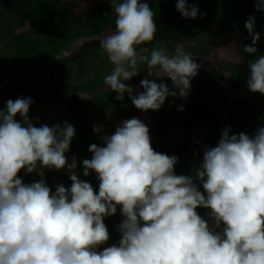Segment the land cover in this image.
<instances>
[{
	"label": "clouds",
	"instance_id": "9594fccd",
	"mask_svg": "<svg viewBox=\"0 0 264 264\" xmlns=\"http://www.w3.org/2000/svg\"><path fill=\"white\" fill-rule=\"evenodd\" d=\"M111 5L115 31L101 48L113 66L104 82L115 99L127 93L142 112H158L168 97L186 99L200 67L193 57L183 46L173 55L162 47L142 55L138 46L152 42L157 30L153 10L143 0ZM254 7L264 12V0ZM175 8L186 19L199 12L186 0H177ZM254 26L250 15L244 25L249 55L257 53L260 39ZM143 64L149 78L134 94L124 82ZM248 66L247 89L264 95V55ZM165 77L172 89L155 82ZM32 103L31 97L9 99L0 109V264H264V127L251 136L230 135L225 128L215 147L203 149L195 174L185 176L175 174L178 157L152 148L140 119L124 120L113 134L99 136L103 146L91 144V159L82 161L83 176L95 173L99 181L97 192L79 179L75 157L69 163L65 155L74 126H34L28 115ZM93 131L103 129L94 125ZM42 169L67 170L70 187L58 184L53 192ZM21 170L41 179L24 184ZM117 207L121 238L98 251L109 240L104 218ZM197 208L207 210V219Z\"/></svg>",
	"mask_w": 264,
	"mask_h": 264
},
{
	"label": "trees",
	"instance_id": "16d2710c",
	"mask_svg": "<svg viewBox=\"0 0 264 264\" xmlns=\"http://www.w3.org/2000/svg\"><path fill=\"white\" fill-rule=\"evenodd\" d=\"M143 2L153 10L157 30L152 42L138 46V51L144 49L142 55H148L154 47H169L196 35L213 42L216 32L219 35L225 31L238 61L228 89L243 92V96L225 106L223 111H214L213 105L218 103H206L201 99L187 102V99L180 101L179 97H168L158 112H143L142 122L154 132H161L157 127L161 121L176 115L185 116L180 129L194 134L177 140L151 142V146L156 152L178 157L175 174L194 175L200 164L193 163V159L203 158L205 147H215L225 128H231L230 135L243 132L251 136L258 127H264V95L250 92L246 85L250 74L249 61L264 55V12L256 11V0H186L188 5L199 9L195 19H186L176 11L177 0ZM0 3V109L6 108L9 99L31 97L33 103L28 115L34 126L47 124L51 127L65 122L73 125L75 136L65 155L69 163L75 157L79 179L91 183L98 192L99 181L95 173L83 176L82 161L91 159L92 155L89 146L93 143L103 146L99 136L113 134L114 126L129 119L128 116L136 118L141 115L127 93L122 101H117V93L110 89L107 92L101 90L112 67L108 65L107 55L102 54V40L98 38L115 31L112 0L97 2L81 13L61 0H0ZM250 15L255 17L254 31L260 35L255 45L257 53L252 55L244 51L245 45H251V37L244 27ZM73 47L75 52H72ZM146 71V64L141 65L140 78L129 83L130 87H136L133 88L134 94L136 90L143 91L139 85L142 79L149 78ZM222 75L220 66L218 70L209 71L205 80H216L210 82L213 88L220 85ZM159 81L155 80L157 84ZM196 87L191 85L190 92L202 96L205 90L199 92ZM212 88L207 89L209 97L218 93ZM185 103V110L177 111ZM58 110L64 115H59ZM157 115L160 118L152 121ZM15 119L22 122L19 114ZM94 125L101 126L103 131L95 133ZM42 171L45 173L43 179L53 192L58 184L70 187L67 170ZM18 177L24 184L41 179L35 173L25 174L23 170ZM200 190L203 192L202 187ZM196 211L207 219L206 209L197 208ZM105 218L109 234L118 232L122 220L119 207L115 215Z\"/></svg>",
	"mask_w": 264,
	"mask_h": 264
},
{
	"label": "rangeland",
	"instance_id": "374dc122",
	"mask_svg": "<svg viewBox=\"0 0 264 264\" xmlns=\"http://www.w3.org/2000/svg\"><path fill=\"white\" fill-rule=\"evenodd\" d=\"M63 2H68L71 5V8L78 13L85 12L88 8L93 6L95 3L103 1V0H61ZM2 3V2H1ZM0 3V4H1ZM3 6V5H2ZM217 31V30H216ZM218 31H221L218 29ZM110 32H106L102 34L98 39L103 40L105 37L110 35ZM217 35L216 39L211 42V40L204 38L203 36L196 35V36H191L183 40L182 43H173L170 44L169 47H163L167 50L169 55H173L175 53V49L178 46H183L184 50L186 53L190 54L193 57V61L197 63L200 67L198 70V74L194 79L191 80V85L194 87L198 88L199 92L204 91L202 96H198L196 93L190 92L188 97L186 98L187 102H196L198 99H201L203 101H206V103H218L216 105H213L214 111H223L225 106L229 105L231 102H233L235 99L240 98L243 96V92L240 91H234V90H229L228 89V83L233 80L234 78V73H235V66L237 65L238 61L235 56L233 46H232V41L225 31H221V33L216 32ZM78 45V44H77ZM75 45V46H77ZM74 46V47H75ZM73 47L72 52H75V48ZM77 48V47H76ZM161 48V47H158ZM149 52V51H147ZM150 55V53H148ZM108 65L110 67H113L110 62H108ZM223 69V75H222V80L220 81V85H214L213 88L210 86L211 83H215L216 80H210L206 79L207 74L209 71L212 69ZM107 67V66H106ZM155 77V76H154ZM140 78L139 74L135 77H133L129 81H125L124 83L129 86L130 82H134L135 80H138ZM156 78V77H155ZM160 83L166 84L169 89H172V84L171 81H169L166 77L163 79H159ZM204 80V81H203ZM213 81V82H212ZM139 85V84H138ZM214 89V91L218 92L216 96L209 97L207 94V89L208 88ZM133 88H136L133 86ZM140 88V85H139ZM109 86L105 84L104 88L101 90L107 92ZM222 90H224L222 92ZM222 92V93H221ZM40 95L38 94V97ZM83 99H86L85 96H81ZM40 98V97H39ZM41 99V98H40ZM39 99V100H40ZM179 100H183V98L179 97ZM42 101V100H41ZM42 103V102H41ZM187 103H185L182 107L183 110H185ZM179 107V108H181ZM177 108V111L178 109ZM176 110V108H175ZM59 111V115H64L62 112ZM150 111V110H149ZM139 113L141 114L140 116H136V118L140 119L141 121L144 119V113L139 110ZM138 113V114H139ZM220 114V113H219ZM218 114V115H219ZM94 116V115H92ZM220 116V115H219ZM127 118H135L133 115L131 117L128 116ZM160 118L159 115L155 116L152 118V121ZM185 119V116L181 115H176L172 117L170 120L167 121H161L160 124H158L157 127H159L161 132L153 131L152 127L149 128V135L151 142L159 141V140H172V139H181V138H186L194 134V132H186L180 129V126L183 125V121ZM126 120V119H124ZM124 120L120 121L118 125H120ZM128 120V119H127ZM114 126L112 131H115V128L118 126ZM147 125V124H146ZM153 131V132H152ZM197 132V131H196ZM203 158H194L193 163L195 164H200L202 162ZM107 221L106 218H104V223ZM113 230L116 229L115 226L112 227ZM120 234L119 232H116L115 234H109V240L106 244L101 245L98 248V251H102L105 247H110L113 244H118L120 240Z\"/></svg>",
	"mask_w": 264,
	"mask_h": 264
}]
</instances>
